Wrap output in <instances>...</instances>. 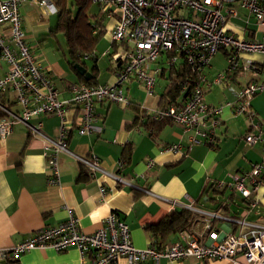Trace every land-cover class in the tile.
I'll return each mask as SVG.
<instances>
[{"label":"crops","instance_id":"obj_1","mask_svg":"<svg viewBox=\"0 0 264 264\" xmlns=\"http://www.w3.org/2000/svg\"><path fill=\"white\" fill-rule=\"evenodd\" d=\"M90 1V0H89ZM55 13L38 6L34 1L27 0L19 8L22 18V31L26 43L41 61L53 86L58 92V99L65 100L71 95V85H87L67 65L66 47L63 55L58 57L47 52V41L56 35L51 26L50 16L56 15L58 6L51 0ZM91 2V1H90ZM237 17L232 18L226 26L227 33L235 38L256 41L264 34V27H258L253 19L245 21V11L238 8ZM101 19L104 26L102 39L109 42V51L103 55L109 58L104 70H98L97 45L95 47L96 70L92 72L91 85H110L115 82L117 63L114 55L118 45L111 40V32L115 17L109 10L92 13ZM49 18V20H44ZM57 22V18H56ZM93 22V21H92ZM263 32L256 37L257 31ZM259 31V32H260ZM97 42V43H98ZM51 50V49H50ZM217 53L204 70L205 79L210 87L202 85L204 101L210 106H224L234 103L240 88L249 82L264 81V71L255 78L248 71H239L228 75L219 84H212L217 73L224 71L217 63ZM224 60H226L222 52ZM252 64H264V54L250 58ZM92 59L83 57L81 65L86 68ZM5 64L0 60V77L6 72ZM79 64V63H78ZM183 63L179 62L173 70L178 71ZM153 67H160L156 78L153 95L145 93L142 85L130 80L122 85L129 105H114L108 102L95 104L98 124L102 127L100 134L80 136L76 133L77 116L75 109L67 112V120L72 123L68 148L76 155L90 159L94 155L99 160L102 170L116 173L131 181V186H117L111 178L97 173L91 177L89 172L72 158L61 155L59 158V183L49 185V172L43 157V142L33 135L21 123L13 126L11 133L0 138V249H7L30 238L43 227H53L66 221L71 212L78 220L83 233L90 234L98 230L111 212L117 214L129 229L131 242L138 249L146 248L153 237L148 226L156 224L165 215L173 211L186 210L174 207L170 201L190 204L196 211L188 231L201 229L205 213H218L228 220L214 221V226L231 231L239 230L235 220L264 223V188L259 190L262 214L247 211L246 204L235 205L234 195L229 189H218L215 182L227 183L230 177L240 171L249 169L252 163L264 158L261 143L247 145L243 137L249 132V124L243 115H234L230 107H223L219 125L214 130L216 144L209 147L203 141L192 142V133L171 122L160 129L150 130L141 122V112H151L165 106L164 100L176 74L167 67L164 58ZM91 69L87 72L91 73ZM159 79L163 81L159 84ZM87 85V86H91ZM156 88V90H155ZM181 94V90H180ZM180 97V95H179ZM0 106L11 111L19 108L11 91L0 92ZM251 109L255 119L260 123V138L264 142V90L260 91L251 101ZM2 117V112L0 114ZM139 119V121H138ZM41 123V133L51 139L58 135L59 119L56 116L34 117L30 124ZM177 145V151H169V147ZM123 162L119 170L117 163ZM151 161V167L148 162ZM142 176V177H141ZM101 187L107 191L102 197ZM148 191V192H147ZM231 205L239 211L232 213ZM230 219V220H229ZM180 232L169 234L159 244H171L178 241ZM0 264H80V255L75 246L61 252L51 249H37L21 254L14 261ZM115 264H128L121 258ZM139 264H154L145 261ZM157 264H229L225 260L200 261L187 258L181 262L161 259Z\"/></svg>","mask_w":264,"mask_h":264},{"label":"built area","instance_id":"obj_2","mask_svg":"<svg viewBox=\"0 0 264 264\" xmlns=\"http://www.w3.org/2000/svg\"><path fill=\"white\" fill-rule=\"evenodd\" d=\"M27 0H0V60L6 72L0 77V92L11 91L18 106L11 111L0 106V138L8 136L14 125L24 124L30 132L41 138L43 157L49 176V185L59 183V158H72L85 168L91 177L97 173L111 178L116 185L131 186V181L119 174L102 170L99 160L74 154L67 145L72 123L67 112L75 109L76 133L80 136L100 134L95 104L108 102L127 106L129 99L122 85L130 80L139 82L145 93L153 95L160 67H153L164 58L167 67L183 63L192 74L185 78L181 94L175 101L154 111L145 112L154 121H168L192 133L191 141H203L214 147V130L219 125L223 107H230L234 115H243L249 132L243 137L247 145L264 142L260 138V123L251 109L252 99L264 90V81L249 82L238 91L234 103L210 106L204 101L202 85L210 87L204 70L211 58L223 52L227 61L224 71L216 74L212 84L222 83L228 75L248 71L257 77L261 71L250 61L241 59V53H264V34L259 40L246 41L229 35L226 26L237 17V9L245 11V21H255L264 27V0H90L108 8L115 17L111 40L118 45L115 58L117 69L115 82L110 85H71L68 99L59 100L58 92L48 77L44 66L25 41L19 8ZM38 6L55 13L51 0H30ZM186 10V11H184ZM182 11H184L182 13ZM123 53V54H122ZM193 78V79H192ZM56 116L59 119L58 135L51 139L41 133V123L30 124L34 117ZM172 145L169 151H177ZM149 161L147 166L151 167ZM118 169L123 162L117 163ZM142 177V176H141ZM218 189H229L241 196L247 211H256L260 206L259 190L264 188V158L252 163L249 169L237 172L227 183L215 182ZM106 189L101 187L103 197ZM148 192V191H147ZM264 196V194H263ZM172 206L196 211L192 203L170 201ZM201 229L180 232L179 239L171 244H158L153 239L144 249L133 246L128 226L111 212L102 226L93 233H83L76 217L69 212L66 221L53 227H43L30 238L7 249H0V262L15 260L21 254L37 249L55 252L75 246L80 255V264H115L125 259L128 264H139L166 259L181 262L187 258L200 261L225 260L229 264H264V223L235 220L239 230L235 233L214 226V221L228 220L218 213H205ZM230 220V219H229Z\"/></svg>","mask_w":264,"mask_h":264},{"label":"trees","instance_id":"obj_3","mask_svg":"<svg viewBox=\"0 0 264 264\" xmlns=\"http://www.w3.org/2000/svg\"><path fill=\"white\" fill-rule=\"evenodd\" d=\"M58 6L57 22L54 33L63 34L66 42V61L67 65L72 69L74 64H80L83 57L92 59L93 65L91 75L96 70V57L94 54L96 44L100 37L104 34L103 24L100 18L96 15L86 14L89 0H70L71 7L66 6V0H55ZM76 6V11L72 10ZM93 21V22H92ZM259 71H264V64L257 65ZM171 74H176V80L171 84L164 100L166 103L175 101L179 95L181 86L185 78H191L188 68L182 64L178 71L171 67ZM81 80V76H79ZM193 79V78H192ZM87 85H91L92 81H85ZM1 104V103H0ZM1 114V111H0ZM3 115V113H2ZM2 116L0 115V118ZM141 122L150 130L160 129L168 121H154L150 115L141 112ZM139 121V119H138ZM193 214L187 210L173 211L165 215L156 224L150 225L147 229L152 234L153 240L159 244V241L164 240L169 234L187 231L190 228ZM14 261V260H10Z\"/></svg>","mask_w":264,"mask_h":264},{"label":"rangeland","instance_id":"obj_4","mask_svg":"<svg viewBox=\"0 0 264 264\" xmlns=\"http://www.w3.org/2000/svg\"><path fill=\"white\" fill-rule=\"evenodd\" d=\"M66 6L67 7H71V1L70 0H66ZM74 11H76V6L72 7ZM108 8L106 7H103L99 4H95V3H92V2H89L88 4V8H87V12L86 14H94V13H97L98 11H106ZM186 11V10H184ZM182 11V13L184 12ZM56 15H52L50 16V20L49 18H44V20H49L51 26H54L55 23H56ZM258 30L257 33H256V37H258L260 35L261 37V34H263L262 31ZM97 47H96V51H97V54H98V62H97V65H98V70H104L106 69L107 65H108V61H109V58L106 56V55H103V53L107 50L109 51V48H110V44L109 42H106V40L102 39L100 40L98 43H97ZM65 45H66V42H65V38L63 36V34L61 33H57L55 36L53 37H50L47 41V45L44 47L46 48L47 52H52L54 54H56L58 57H60L61 59V56L63 55V50H65ZM51 49V50H50ZM123 54V53H122ZM261 54H264V53H260V52H252V53H241L239 55V57L241 59H244V60H247V61H250L254 55H261ZM118 56V51H116L115 55H114V58H116ZM217 59V63L218 65L222 68L224 67V65L226 64L227 65V61L224 60L223 58V55H222V52H219V54L217 55L216 57ZM225 65V66H226ZM6 67L5 64H2L1 65V70L2 68ZM87 69H91V64L88 63L87 66H86ZM159 84L161 85V83H163V81L161 79H159ZM156 90V88H155ZM233 202L235 205H239V203H241V196L236 194L234 195V199H233ZM230 210L232 213H236V211H239L237 209V207H235L234 205H231L230 207Z\"/></svg>","mask_w":264,"mask_h":264},{"label":"water","instance_id":"obj_5","mask_svg":"<svg viewBox=\"0 0 264 264\" xmlns=\"http://www.w3.org/2000/svg\"><path fill=\"white\" fill-rule=\"evenodd\" d=\"M72 69L75 71V73L78 76L83 77L85 81H89L92 78V75L90 72H87L86 68L82 66L81 64H74Z\"/></svg>","mask_w":264,"mask_h":264}]
</instances>
